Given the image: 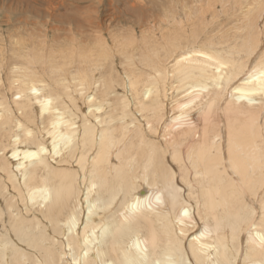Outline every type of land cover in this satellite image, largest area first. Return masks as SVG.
Segmentation results:
<instances>
[{
	"label": "bare ground",
	"instance_id": "6f19581e",
	"mask_svg": "<svg viewBox=\"0 0 264 264\" xmlns=\"http://www.w3.org/2000/svg\"><path fill=\"white\" fill-rule=\"evenodd\" d=\"M42 1L48 25L60 5ZM244 1L260 15L264 2ZM172 21L161 40L155 25L93 48L72 33L48 56L14 41L10 102L0 75V264H264V26L237 23L224 54L187 38L188 17Z\"/></svg>",
	"mask_w": 264,
	"mask_h": 264
},
{
	"label": "rangeland",
	"instance_id": "374dc122",
	"mask_svg": "<svg viewBox=\"0 0 264 264\" xmlns=\"http://www.w3.org/2000/svg\"><path fill=\"white\" fill-rule=\"evenodd\" d=\"M35 1L36 5H34L31 0H0V75L3 79L1 95L8 102L11 101V92H9L7 85L9 69L11 68L15 60L18 59V55L13 49V43L16 40H23L28 45L34 46L36 48L42 47L41 44L45 43L43 49L46 56H48L51 49L53 50L58 47L65 48L67 46V42H69L71 38L72 33L75 34L74 37H76V40L74 42L76 43L75 45H77V47L82 44L89 43V48H93L94 43L92 42V36H102L103 40L107 41V46H111V44H118L111 41V37L117 36L126 31H132L134 34L139 36L142 31L151 30L152 25H155L153 30H155L156 28L154 33L157 35V37H159L160 31L158 29V26L160 24L166 22L167 24H163V27L165 26L166 28H168L172 24V20H180L181 22H183L186 21L188 17L191 26L190 28L185 30L187 31V38L190 37V40H194L195 37H197V40L195 39L197 45H206L211 47V49L213 50H217L219 48V51L227 54L232 50L233 44L237 40V37L234 36L233 33H231V28L236 26L237 23L241 22L245 27V25L247 24V18H254V20L256 21L260 16H262L261 20L258 19L256 21V24H260L261 27L264 26V7L262 8L263 10L259 15L258 12L252 10L253 5L248 4V2H245L244 0H238L237 10L233 7L237 4L235 0H216L217 3L214 2L215 4L211 2L215 5L213 6V8H215L216 11V13H214V17L216 20L213 21V24H215L213 28H210V25L208 26V23L210 24L211 22L209 20H211L212 17L210 12L211 10H208V14H205L203 16H199V13L196 10V8H201L203 4L205 5V0L202 1V6H200L199 0H193V2L188 0L189 3L187 2V0L186 3L183 0H137L140 4L138 5L137 12L132 17L127 16V13L129 12V9L127 10V8L129 7V3L132 4L133 0H54L52 3L60 5L57 11L59 13L56 19L50 21L48 25H43L42 23L47 20L49 21V19L45 16L44 19L42 18V16L41 19H39L40 15H37L36 12L37 10L38 13L40 12V10H44L45 1ZM242 2L244 3V6L240 5ZM261 2H264V0H261ZM227 3H230L231 6H228ZM184 4H191L189 6V11L193 9L192 11L188 12L187 15L185 14L186 11ZM169 6L173 10L169 8ZM143 8H146V10H143ZM166 8L170 10L168 11ZM231 8L233 10H231ZM245 8H249L252 11L246 12ZM19 12L24 13L23 15H19ZM162 14H165V16H162ZM17 15L25 18L23 20H26V22L28 23L36 24L38 29L34 31H31L29 27L17 29L16 27L21 26L22 24L24 25V22L20 19L16 20V22L13 21V19H15ZM88 16L89 18H87L86 20L82 18ZM197 17H202V19H199ZM8 18L12 19L9 24L5 22ZM68 18L71 20H69ZM159 19L161 21L163 19V23ZM18 22L20 23L17 24ZM199 22H202L201 25H199ZM194 24L196 25L197 29H195ZM217 29L221 34H224L225 36L220 42L219 40H217L218 38L215 37L216 40H214L213 43H209L208 36L211 33L212 35H214ZM226 30H228L229 32ZM191 31L192 34L188 35ZM193 34L195 35V37L192 36ZM159 40H161L160 37ZM203 40L204 43L202 42ZM232 55L234 57H237V51H233ZM115 56L116 60L112 59L114 63V70H118L120 72V58L118 55ZM44 69V71L46 72L45 67ZM95 74H98V72H96ZM117 79L123 81L119 84H124V80L122 78ZM111 85L113 90L117 88L113 85L112 80ZM93 90L94 89H91V91ZM81 109L83 113L87 110L85 106H81ZM36 111L37 108L36 106H34V112ZM102 118H104V116ZM47 143L48 140H45V145H47ZM11 155L12 151L7 150L5 156L10 161H12V169H15V166L18 163V158H14V160ZM0 203L3 206L1 199ZM40 220L44 221L42 218ZM43 223L47 224L45 221ZM0 233H3V231H1Z\"/></svg>",
	"mask_w": 264,
	"mask_h": 264
}]
</instances>
